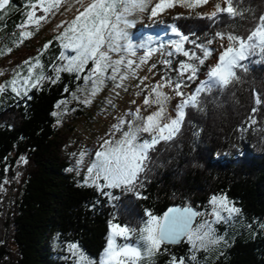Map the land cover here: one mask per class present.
Segmentation results:
<instances>
[{"label":"trees","instance_id":"1","mask_svg":"<svg viewBox=\"0 0 264 264\" xmlns=\"http://www.w3.org/2000/svg\"><path fill=\"white\" fill-rule=\"evenodd\" d=\"M11 3L21 6L22 0ZM233 7L243 15L182 13L164 18L157 27L173 25L189 41L205 44L216 33L246 35L264 15V0H242L239 5L233 0ZM185 48L202 55L190 42ZM242 63L237 81L226 88H206L196 107L185 108L173 139L149 151L142 186L135 192L85 185L71 172L68 141L55 127L54 111L83 83L89 67L79 75L58 73L54 64L38 89L0 107V189L5 180L11 184L6 207L0 200V264H73L59 257L58 248L70 244L99 261L110 223L142 226L146 210L162 216L177 203L205 213L213 195L226 194L240 209L243 223H264V57ZM6 230L15 249L6 243ZM193 254L196 261H190ZM173 256L205 264L208 252L193 251L183 239L180 245H165L154 264H168ZM210 264H264V233L235 237Z\"/></svg>","mask_w":264,"mask_h":264},{"label":"snow or ice","instance_id":"2","mask_svg":"<svg viewBox=\"0 0 264 264\" xmlns=\"http://www.w3.org/2000/svg\"><path fill=\"white\" fill-rule=\"evenodd\" d=\"M235 2L239 5L242 0H235ZM9 3L10 0H0V10L5 9ZM61 3L62 0H36V2L28 0L27 7L30 11L26 12L27 20L20 27L34 24L38 30L41 22L46 21L49 14L59 10ZM147 3L148 0H91L87 6L83 7L82 11L78 12L71 24L56 37L62 42L65 49L60 58L68 61L64 70L80 73L90 62L93 65L89 69V74L83 77L85 81H90L93 85L91 95L94 96L104 83L105 73L110 71L109 78L116 80L117 75L121 72V65L129 69L130 74L135 75L133 68L135 62L131 59L126 60L125 54L135 55L138 49H147L144 56L140 57L141 63H144L151 53L156 51L151 47L152 37L134 44L127 31L134 23L129 17L136 11H143ZM207 3L208 0H195L194 3H188L186 6L196 7L199 4ZM224 3L225 7H221V4L217 3L209 17L215 18L221 13H226L232 18L243 15V10L233 7V0H224ZM172 6L171 3H166V0H160L152 8L151 14L155 17L158 11ZM38 8L43 12L40 16H36ZM170 30L178 37L173 42L176 51H183L184 56L194 58L199 65H203L212 54L213 50L209 49L207 45L196 44L195 40L189 41V36L181 33L177 27L173 26ZM27 35H31V33H27ZM215 35L219 39H226L228 43L226 46H222L223 51L218 54L215 66L208 70L207 79L201 81L194 93L175 107L173 110L175 118L166 113L165 102L169 97L162 89L172 88L177 96L183 97L185 94L181 91L182 86H186L185 81L195 79L198 71V68L194 67L192 63L181 62L177 80L162 78V82L153 87L152 92L155 94V98L145 99L144 103L156 104L158 108L146 117H141L137 110L135 115L141 121L140 124L121 120L114 126L117 132H121V137L116 140L103 141L102 150L94 154L95 159L87 168L88 177L83 181L84 184L95 185L100 189L122 188L125 191L135 192L138 186H142L140 176L147 169L149 151L154 149L160 141L173 139L179 132L185 116V108L196 107L198 105L197 96L206 88L208 90L216 86L226 88L237 81L236 69L245 67L243 61L257 55L264 57V15L259 17L257 25L246 35H241L238 32L216 33ZM185 42L195 45L200 49L202 55L196 56L194 52L184 50ZM212 42L209 40L207 43L211 44ZM50 44L51 42L46 43L44 48L47 49ZM8 51L10 52L11 49L9 48ZM2 54L5 53L0 50V55ZM113 54H117L119 58L113 59ZM28 63L29 61H25V64ZM37 63H39L38 60ZM164 63L171 64V61L166 60ZM189 70L190 74L185 75ZM28 72L30 75L23 78L25 85L31 79V67ZM15 76L18 77L19 73H15ZM126 78V75L119 76L121 81ZM41 79L43 77H36L37 83ZM7 83L13 85L11 88L13 92L17 95L21 94L15 87L16 79ZM33 86L36 85L33 84ZM119 86L121 85H117V87ZM4 91H6L4 84H0V93ZM26 91L27 89H25V94ZM85 103H90V100H86ZM255 103L257 105L262 103L260 95L256 96ZM126 123L127 130H124ZM253 123L255 122L253 121ZM143 134H149V137L146 139ZM101 180L104 182L103 184L100 183ZM136 194L139 196V193ZM210 205L213 219L202 223L194 224L195 218L200 213L193 211L192 207H172L162 216L154 215L151 211L146 210V219H142V226H134L127 222L123 225L112 222L101 259L99 261H84V264H139L142 260H147L149 264H152V257L161 251V245L179 242L184 237L191 244L193 251H198L201 248L207 249L209 245L217 244L223 239L216 235L212 225L226 221L240 212L239 208L229 204L226 194H221L219 197L213 195ZM69 248L73 250V255H78L75 251L76 244L69 245ZM190 261H196L194 254L190 257ZM171 264H185V259L177 260L173 256Z\"/></svg>","mask_w":264,"mask_h":264},{"label":"rangeland","instance_id":"3","mask_svg":"<svg viewBox=\"0 0 264 264\" xmlns=\"http://www.w3.org/2000/svg\"><path fill=\"white\" fill-rule=\"evenodd\" d=\"M32 2H36V0H32ZM90 2L91 0H81V2H78V0H66L64 2L62 0L59 10L49 14L48 19L41 22L38 30L34 24H28L27 27L23 28L20 27L27 20L26 12L30 11L27 7L28 0H22L21 6L12 4L10 0L9 5L5 6V9L0 10V50L5 53L0 55V84H4L6 88V91L0 93V107L9 103L11 99L21 100L33 90L38 89L46 79L47 71L54 64L56 65L54 68L56 70L59 69L58 73L66 71L64 68L68 61L60 58L61 53L65 52V49L62 46V42L57 40L56 37L71 24V21L78 12L82 11L83 7L87 6ZM159 2L160 0H148L147 6L143 11H136L129 17V19L134 21L127 29L132 42L135 44L148 37H152L153 43L151 47L156 49L144 63H141L140 57L144 56L147 49H138L135 55L125 54L126 60L131 59L135 62L133 64L135 75L130 74V70L124 65H121V72L117 75L116 80L109 78L111 75L110 71L105 73L104 83L94 96L91 95L92 83L82 79L83 83L77 90L69 98L60 100L56 105L54 111L56 119L55 127L67 138L66 151L70 154L74 163L71 172L81 177L83 181L88 177L87 168L94 161V154L102 150L101 144L103 141L116 140L121 137V132L115 130V125L121 120L126 122L133 121L138 125L141 121L136 118L135 114L137 110H139L141 117H146L157 110L158 105L145 104L144 101L145 99L155 98L152 89L162 82V78H171L173 81L177 80V72L181 62L192 63L194 67L198 68L196 78L192 80L191 84L185 83L186 86H182L181 91L185 94L183 97L177 96L172 88L165 87L162 89L169 97L165 102L166 113L175 118L173 115L175 107L182 100L187 99L189 95L193 94L195 89L200 86L201 81L207 79L208 70L215 66L218 61V54L223 51L222 46H226L228 43L226 39L219 38L212 39L211 41L213 42L211 44L205 43L213 51L205 63L199 65L194 58L184 56L183 51H176L173 42L178 37L170 30L173 25H160V27H157L158 24L162 23L164 18L172 15L182 13L201 16L209 15L217 3H220L221 7H225L224 0H208L207 4H199L196 7L186 6L188 3H194L195 0H166V3H171L173 6L166 7L163 11H158L157 15L153 17L151 10ZM42 14V10L38 8L36 16ZM27 33H31V35H27ZM48 42H51V44L45 49L44 45ZM9 48L11 49L10 52L8 51ZM183 49L186 50L185 43L183 44ZM117 58L119 56L113 54V59ZM37 60L39 63H37ZM166 60H170L171 64H165ZM25 61H29V63L25 64ZM137 65L139 66L137 67ZM29 67L32 68L31 79L25 85L23 78L30 75L28 72ZM87 67L89 69L93 67L91 62ZM89 69L86 70V75L89 74ZM15 73H19V76H15ZM189 74L190 70L188 73H185V75ZM120 75H126L127 78L121 81L119 79ZM38 76L43 77V79L37 83L36 77ZM12 79H16L17 83L15 87L21 93L20 95L11 90L13 85L7 83ZM33 84L36 86H33ZM117 85L121 86L117 87ZM25 89H27L26 94ZM86 100H90V103H85ZM124 130H127V123L124 125ZM143 135L146 139L149 137V134ZM5 182L6 184L0 189V200L4 207L8 203L7 196L11 187L10 182L6 180ZM100 183L103 184L104 182L101 180ZM227 201L230 205H234L230 200L227 199ZM0 218H2L1 213ZM239 218L240 212L234 214L226 221L217 222L212 225L216 235L223 237V239L217 244L209 245L207 249H199L208 252L205 264H210L222 255L226 246L235 237L243 234L254 237L260 233H264V227H262L264 223L258 222L248 225L243 223ZM197 219L198 221L195 223H202L206 220L211 221L213 219L211 205L209 211L200 213ZM4 236L10 248L15 249L12 234L7 231V234ZM184 240L191 246L186 237ZM165 245H161V251L152 257V264L162 254ZM58 250L59 257L62 260H69L73 264H84V261H95L78 245L75 250L78 255H73V250H70L69 246L58 248ZM139 264H149V262L142 260ZM168 264H171V260ZM185 264L188 263L185 261Z\"/></svg>","mask_w":264,"mask_h":264},{"label":"water","instance_id":"4","mask_svg":"<svg viewBox=\"0 0 264 264\" xmlns=\"http://www.w3.org/2000/svg\"><path fill=\"white\" fill-rule=\"evenodd\" d=\"M172 207H192L193 211H197L200 213L199 209L196 207V206H192V205H182L180 203H177V204H171L170 206H168L166 208V210L164 212H166L169 208H172ZM164 214V213H163ZM199 216V215H198ZM198 216L195 218V221H194V224L195 222L197 221V218ZM185 238V237H184ZM184 238H181L179 242H176V243H165L166 245H180L181 242L183 241Z\"/></svg>","mask_w":264,"mask_h":264}]
</instances>
